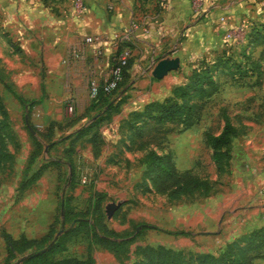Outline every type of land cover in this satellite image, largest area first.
<instances>
[{"label":"rangeland","instance_id":"374dc122","mask_svg":"<svg viewBox=\"0 0 264 264\" xmlns=\"http://www.w3.org/2000/svg\"><path fill=\"white\" fill-rule=\"evenodd\" d=\"M24 1L6 0L7 9L3 11L0 0V149L6 155L0 167V264H13L21 256L17 254L6 258L2 229L12 237L25 235L39 238L57 217L62 196L70 195V203L82 208L91 190L104 193L103 208L108 202H121L111 217L108 218L104 212V221L108 228L131 239L126 247L116 251L91 245L90 254L95 264H144L147 254H141L137 246H146L149 239L156 243L153 238L169 237V227L177 226L170 222V217H175V210L171 209L180 203L188 208L185 211L186 232L179 241L174 239L171 242L174 248H169L179 251L187 262L206 264L207 260H202L205 254H216L227 245H233L236 251L252 248L254 243L248 240L249 233L264 223L249 225L241 222L239 216L248 204L239 201L236 195L229 196L223 204L225 198L219 192L225 193L229 175L233 173V148L240 156L243 151L241 145H246L250 139L257 142L255 132L264 131L259 130L264 129V122L254 124L251 117L252 113L262 112L259 104L264 102V42L247 45V34L261 14L250 5L261 0L247 1L245 11H241L236 18L238 26L228 29L230 37L236 38L235 43L227 41L226 51L229 54L222 48L215 49L207 54L208 57L204 55L195 60V65L193 61L189 62L191 67L183 61L177 69L168 71L160 79L154 78L151 70L159 59L169 58L167 55L170 52L162 50L153 60L147 56V62L139 64L140 69L135 75L146 74L150 84L131 86L132 82L124 78L107 96L106 100L122 95L110 112L96 103L93 112L85 109L82 113L76 109L79 103L75 101V96L61 99L59 85L53 87L54 78L61 76L68 64L61 58L67 56L75 40L68 39L62 31L63 20L69 15V10L75 8L73 2L41 0L39 7L30 2L26 3L28 10L24 13ZM156 1L137 0V12H145L146 5ZM112 11L105 8L107 15H111ZM141 49L135 47L133 57H139ZM242 49L251 58L259 59L262 67L260 81L256 74L239 77L237 64L241 69L249 65L247 58L239 55ZM224 60L228 61L226 65L221 63ZM203 65L210 66L218 87L204 100L196 123L185 128L179 120L159 121L143 113L148 102L179 101L173 95V88L187 84L194 71ZM84 82L88 95L87 79ZM63 86L67 88L66 84ZM15 93L27 104L17 99ZM38 98L40 102L28 103ZM46 98L51 100L43 110ZM127 98L129 101L137 100L134 105L137 108L122 113ZM196 98L197 95H191L188 101L194 102ZM69 105L71 110L67 109ZM224 116L235 126V132L228 145L229 157L217 165L212 159V149L206 142L205 133H218L224 124ZM89 125L91 129L85 135L76 134L80 127ZM259 142L264 143V135ZM36 149L39 154L33 157L32 152ZM151 149L169 155L177 170L191 169L206 183L177 198L182 199L179 202L177 199L169 200L165 193L157 192L152 186L145 164L146 154ZM49 159L58 162L48 165L37 179L22 188L26 178ZM71 181L75 182L72 188ZM258 189L257 193H260ZM195 205L203 211H195ZM214 209L219 210L217 217L212 215ZM207 211L208 220L199 216ZM230 216L235 219L232 224H229ZM226 218L229 227L222 228L225 231L221 232L216 226ZM197 221L200 223L197 224ZM141 223L153 227L141 226ZM211 223L213 231L202 232L205 241H197L198 247H194L191 241L201 239L191 234L193 226H203V230H207ZM257 251L263 252L264 248ZM63 256H87L85 232H79L65 242L64 248L56 254L57 258ZM253 264H264V257L255 259Z\"/></svg>","mask_w":264,"mask_h":264},{"label":"crops","instance_id":"0c3cea01","mask_svg":"<svg viewBox=\"0 0 264 264\" xmlns=\"http://www.w3.org/2000/svg\"><path fill=\"white\" fill-rule=\"evenodd\" d=\"M5 1L1 0V10L3 11L7 9ZM67 1L68 3L73 2V0ZM247 1L250 0H206L201 10L196 12L193 10L191 0H157L154 3L146 5L147 9L145 12L138 13L135 4L137 0H84L87 6L86 13L77 15L75 13L76 8L73 7L72 11H70L71 9L69 10V15L63 20L64 30L61 29L65 32L68 39H75L72 43L80 40L84 34L97 35L99 41L92 46H86V53L83 59L69 62L63 69L62 75L54 78L53 87L59 85V90H62L61 99L70 95L75 96V101L79 103L76 105V109L79 113H82L92 101L86 94L87 85L84 80L86 81L90 72L97 79L102 80L108 74L112 63V56L121 43L132 47H130V58L132 60L124 75L128 81L132 82L131 86H135L136 84L139 87H144L150 84L151 81L146 74L138 77L135 73L137 69H140L139 64H142L143 61L144 63L147 62V56L153 60L162 50L170 52L167 57L177 56L179 64L184 61L188 67H191L192 64L189 62L193 61V65H195V60L202 58L204 55L208 57L207 54L210 51L213 52L219 48L226 49L228 47L227 41H231V43L236 42L235 37H227L228 29L238 26L239 22L236 18L241 11H245L248 5ZM24 2V13L28 10L26 3L34 2V5L38 7L41 5V0H27V2L25 0ZM263 4L264 1L261 0L259 3L255 2L254 5H250L255 12L261 13L257 16V20H263ZM106 7L113 10L111 15L105 13ZM132 21L137 22L136 28H131ZM57 22L59 23V20ZM179 34L182 35L181 38H179ZM132 45L142 47L139 57H133L135 47ZM94 47H99L102 50L99 58H95L92 54ZM65 59L66 57L64 56L61 58L64 61ZM144 70L145 68L143 72ZM65 84L67 88L63 86ZM120 97L122 95L117 96L116 99H111L116 103ZM80 98H82V102ZM50 100L51 98L45 99L42 104L43 110L46 109V105ZM136 102L138 101L135 99L129 101L127 98V101L122 106V113L137 108L134 106ZM90 111L93 112V110ZM251 115L254 120L252 123L264 122L260 121L261 119L264 120L263 112H255ZM259 130L264 129L260 128ZM255 133L257 134L258 141L250 139L246 145H241L243 151L240 152V156H237L233 148L235 163L233 173L229 175V186L227 185L225 193L219 192V195L225 198L223 204L232 195H236L239 201H245L248 204L241 215L242 218L239 216V219H242L241 222L243 223H250L249 225H261L264 223V194L257 193L258 187L264 184V143L259 142L261 136L264 135V131H257ZM250 135L253 134L251 133ZM181 200L177 199L176 201L179 202ZM186 206V204L180 203L177 207L171 209L175 210L173 212L175 217L171 216L170 222L177 226L169 227L168 234L163 232L164 235H170L169 237L160 236V238H153L156 239V243L150 239L146 240V243L153 246L163 245L174 248L172 246L173 240L177 239L179 241L181 239L180 236L183 235L171 232L178 230L185 231V211L188 209ZM194 208L195 211H203L199 206L195 205ZM213 211L215 212L212 215L217 217L219 210L214 209ZM234 214L231 213L230 215ZM208 215L207 211L206 213L201 212L199 216H203L208 220ZM228 218L229 224H232L235 220L233 216ZM228 218L221 219L218 222L216 227L220 228L219 231L223 232L225 231L223 230L224 227H229L228 223H226ZM224 223L225 225L223 226ZM206 229L203 230V226H193L191 234L201 239L196 240V242L191 241L194 247H198L196 245L197 241L198 243L203 240L205 241L202 232L213 231L214 225L211 223V226H207Z\"/></svg>","mask_w":264,"mask_h":264},{"label":"trees","instance_id":"16d2710c","mask_svg":"<svg viewBox=\"0 0 264 264\" xmlns=\"http://www.w3.org/2000/svg\"><path fill=\"white\" fill-rule=\"evenodd\" d=\"M262 18L263 20L255 22V25L249 30L247 34V45L255 46L264 42V4ZM121 45H123V43L117 47L116 53L121 49ZM244 48L245 47H243V49ZM243 49L239 55L246 57L249 65L241 69V66L237 64L239 77L243 78L247 75L256 74V78L260 81L262 67L259 59L251 58ZM224 51L226 52V49H224ZM229 58L230 57L226 59L228 60ZM227 60L221 63L226 65V63H228ZM129 65L130 57L127 60V64L123 67L122 79L119 81L118 86L126 77H124V75ZM191 77V80H189L187 84L182 86L178 85L173 88V95L175 98L179 99V101L166 99L164 101L148 102L143 108V113L159 121L179 120L185 128L196 123L203 108L204 100L216 91L218 82L213 79L211 68L207 65H203L202 68L196 69ZM111 92L104 93L103 91H99L94 98H91L92 101L87 109L93 110L94 105L97 103V105L102 104V107H106V111L110 112L113 109L112 106L120 101L118 100L114 103L115 101L111 98L106 100L108 94ZM191 95H197V98L194 102L190 103L188 97ZM15 96L23 102V104H27L26 100L21 96L16 93ZM40 101L41 99L38 98L30 100L28 103L33 104ZM259 105H261L262 112L264 113V102ZM224 117V124L218 133H205L206 142L212 149V159L217 165H220L229 157L228 145L231 136L235 132V126L226 119V116ZM90 129V125L85 127L82 126L78 129L76 134L78 133L80 136H83ZM38 152L37 149L33 150L32 156H37V154H39ZM7 156L9 159L10 155L7 154ZM5 160L6 155L0 149V167ZM56 162H58V160L49 159L48 163L42 164L41 167H38L33 174L26 178L21 184V187H26L37 179L48 165ZM145 164L151 175L150 179L152 186L157 192L165 193L169 200L177 199L206 183L205 179L196 176L191 169L177 170L169 155L159 154L153 149L147 152ZM74 184L75 182L71 181L70 188H72ZM103 196L104 193L91 190L86 200V205L82 208H77L70 203V195L67 197L62 196L58 203L59 208L57 217H54L48 230L39 238H29L25 235L12 237L8 232L2 229L1 236L5 241L6 254L8 256L6 258H13L17 254H20L21 256L13 264H95L90 254L91 245H99L115 251L126 247L127 242L131 239L108 228L104 221L105 209L102 206ZM67 223L68 225L65 227ZM141 226L153 227L144 223H141ZM79 232H85L87 238V256L85 258H77L74 256L57 258L56 254L64 248L65 242ZM185 232L184 230H178L171 233L184 234ZM248 240L254 243L252 244V248L245 247L236 251L233 245H227L216 254H203L202 260H207L206 264H253L255 259L264 257V251H257V249L264 248V224L257 229L251 230ZM136 249L139 250L141 254H147V260H145L146 262L144 264H194L193 262H187L179 251H175L163 245L153 246L146 244V246L143 247L137 246Z\"/></svg>","mask_w":264,"mask_h":264},{"label":"built area","instance_id":"2783aa9c","mask_svg":"<svg viewBox=\"0 0 264 264\" xmlns=\"http://www.w3.org/2000/svg\"><path fill=\"white\" fill-rule=\"evenodd\" d=\"M206 0H191V4L194 11L201 10ZM73 4L76 8V12L79 14L86 13L87 6L84 0H73ZM222 19V18H220ZM137 22H131V28H136ZM231 33L228 32L227 37H230ZM230 38H234L233 36ZM99 41L97 35L84 34L80 40L74 42L70 45L65 61L67 63L71 61H77L83 59L86 53V46H92ZM117 50V48H116ZM116 50L112 56V63L109 69L108 74L102 79L99 80L95 75L90 72L87 77L88 83V95L90 98H94L99 91L104 93H109L115 88H117L119 81L122 79L123 67L127 64L128 58L131 56L130 47L126 44L121 45V49L116 53ZM92 54L95 58H99L102 54V50L99 47H94ZM71 105L67 107L68 110H71ZM260 193H264V184L258 189Z\"/></svg>","mask_w":264,"mask_h":264},{"label":"water","instance_id":"95a60500","mask_svg":"<svg viewBox=\"0 0 264 264\" xmlns=\"http://www.w3.org/2000/svg\"><path fill=\"white\" fill-rule=\"evenodd\" d=\"M179 67V58L177 56L170 58L159 59L151 70V75L154 78H162L168 71L175 70ZM120 201L108 202L105 204V214L109 218L115 209L120 205Z\"/></svg>","mask_w":264,"mask_h":264}]
</instances>
